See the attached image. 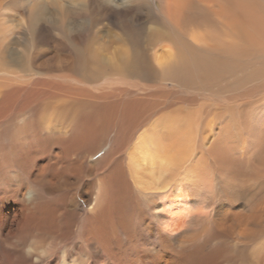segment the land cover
<instances>
[{
    "label": "bare ground",
    "instance_id": "6f19581e",
    "mask_svg": "<svg viewBox=\"0 0 264 264\" xmlns=\"http://www.w3.org/2000/svg\"><path fill=\"white\" fill-rule=\"evenodd\" d=\"M17 1L0 264H264V0Z\"/></svg>",
    "mask_w": 264,
    "mask_h": 264
},
{
    "label": "rangeland",
    "instance_id": "374dc122",
    "mask_svg": "<svg viewBox=\"0 0 264 264\" xmlns=\"http://www.w3.org/2000/svg\"><path fill=\"white\" fill-rule=\"evenodd\" d=\"M28 1L29 0H18L13 6H18V7H28V6H30L29 5V3H28ZM149 3H150V5L153 7V8H155V9H157V5H158V3H157V1L158 0H147ZM155 6V7H154ZM158 18H159V16H158ZM110 146V144H108V146H105V148L103 147V149L102 150H100V151H98V152H96L93 156H92V158H91V160L92 161H98L99 159H100V157L102 156V154H103V151L105 150V149H108V147ZM84 206V205H83ZM85 207V206H84Z\"/></svg>",
    "mask_w": 264,
    "mask_h": 264
}]
</instances>
